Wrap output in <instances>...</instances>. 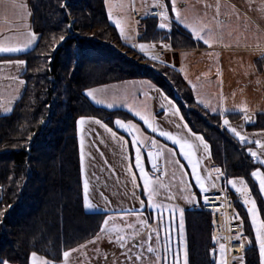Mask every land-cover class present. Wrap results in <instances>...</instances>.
<instances>
[{
	"label": "trees",
	"instance_id": "obj_1",
	"mask_svg": "<svg viewBox=\"0 0 264 264\" xmlns=\"http://www.w3.org/2000/svg\"><path fill=\"white\" fill-rule=\"evenodd\" d=\"M30 8L35 45L17 56H0L25 61L23 92L11 112L0 116V260L29 264L35 251L59 261L65 251L98 233L104 214L83 209L76 120L96 117L111 127L115 119L134 120L127 111L97 106L85 95L88 88L128 79H147L176 102L189 128L208 143L212 164L220 167L223 179L244 178L264 220V201L251 176L259 164L248 152L250 145L223 127L222 114L197 103L178 69L139 64L108 44L111 38L121 39L107 0H30ZM142 23L147 41L172 49L196 45L185 31L160 28L156 17ZM123 46L134 52L132 45ZM228 117L236 120L240 114ZM245 129H264V114H256ZM237 209L250 236L247 212ZM183 215L187 264H214L210 213L184 210ZM242 263L260 264L254 243Z\"/></svg>",
	"mask_w": 264,
	"mask_h": 264
},
{
	"label": "crops",
	"instance_id": "obj_2",
	"mask_svg": "<svg viewBox=\"0 0 264 264\" xmlns=\"http://www.w3.org/2000/svg\"><path fill=\"white\" fill-rule=\"evenodd\" d=\"M242 1L248 5V10H213L215 13H212V10H198L188 11L187 14L178 10L183 22L177 20L176 13L171 11L173 18L169 24L170 27L187 32L196 44L194 47L177 49L176 52L177 68L191 87L195 100L209 111L222 114L224 116L222 125L231 135L239 140L229 127L223 124L225 119L229 121L231 127H235L241 135L246 137L242 143L249 144L251 150L257 152L259 158H254L248 149L252 159L260 166L257 169L264 172V164L260 163V160H264V150L255 143L260 141L264 144V129H245V126L253 122L256 114H264V0ZM111 7L107 0L111 21L115 23L119 20L115 18L118 13ZM148 8L133 11L141 13ZM131 11L129 10L128 16L125 17L130 31L124 32L123 40L128 43L133 42L129 44L133 47L135 45L138 53L146 56L155 55L157 52L155 44L146 41L135 44V41L131 39L135 35V23L129 16ZM219 11L222 15L220 13L215 19L213 15L218 14ZM192 28L200 32L202 30L204 33L201 34L205 39H209V43L206 44L203 39H198ZM119 31L121 32L120 28ZM30 32H33L30 0H0V43H4L5 46L23 45ZM119 36L121 37L120 34ZM35 43L36 41L20 52H0V56L23 54L33 48ZM140 44L147 47L141 51ZM17 61L23 60L15 57L0 60V116L11 112L25 86V83H20L24 81L22 73L25 63L17 64ZM89 89L98 90L95 93L96 100L86 94ZM87 90L85 95L93 104L107 109L127 111L147 135L150 146L146 150L143 145L137 147L140 149V155H143L141 164L143 168L145 167L148 171L153 161H157V158L162 156L161 161L159 160L162 163V158L165 156L174 167L175 176L183 175V179L188 178L190 193L186 197L191 196V199L186 201L185 205L188 208L184 210H189L198 201L200 194L206 191H202L197 184L191 165L181 153L179 145L160 135V131H165L191 138L188 131L190 128L184 118L181 119L182 115L176 102L151 81L143 78L122 80ZM109 104L112 107H109ZM6 108L11 110L5 111ZM241 109H246V113ZM136 111L148 116L158 130L153 132L141 117L135 114ZM231 113H239L240 117L236 120L231 119L228 117ZM245 115L250 119L245 120ZM84 117L87 119L83 126L78 124L81 117L76 120L83 209L88 213L104 214L101 228L104 227L105 220L112 218L108 228L115 227L119 231L102 232L100 228L92 239L67 250L70 252L68 264H160L157 235L150 230V227L156 210L163 211L164 202L162 199H156L155 195L151 201L149 200L148 192L144 188L143 176L140 169L136 167L137 148H133L129 135L115 125L111 127L96 117ZM96 120L101 123H95ZM102 125H107L111 132ZM184 125L187 127H183ZM191 132L195 133L192 130ZM113 133L116 134L115 137ZM82 138L83 161L81 159ZM152 140L156 141L155 146ZM158 151L161 155L156 156ZM150 152L153 153L152 157H149ZM196 158L199 159L197 170L204 178L207 191L223 189L222 175L212 171L210 147L209 153H205L203 146L199 145L196 149ZM253 179L261 190L259 181L255 177ZM85 180L88 182L89 201L94 205L92 208L85 206ZM261 192L264 198V190ZM242 208L245 209L244 206ZM141 220L146 223H141ZM118 236L123 237V247L117 239ZM246 237L249 245L251 243L256 245L259 262L264 264V257L260 255L255 234L251 232V235ZM221 244L225 245L224 240ZM149 247H152L154 251L149 252L147 250ZM218 252L222 254L227 264L225 249L222 253L219 248ZM217 255L218 253L216 258ZM63 260L62 255V258L54 261L53 264H63Z\"/></svg>",
	"mask_w": 264,
	"mask_h": 264
},
{
	"label": "rangeland",
	"instance_id": "obj_3",
	"mask_svg": "<svg viewBox=\"0 0 264 264\" xmlns=\"http://www.w3.org/2000/svg\"><path fill=\"white\" fill-rule=\"evenodd\" d=\"M248 1L250 2L251 0H248ZM161 2H163L167 8V13L169 17L168 22L170 23L173 18V15L171 14V11H172L171 0H161ZM109 3L113 7L111 8L113 10H116V12L118 13L115 16V18L122 21L121 26H123V30L126 33L130 31V27L127 25L125 21V17L128 16L129 10H132L129 16L131 18V21L135 23V30H134L135 37L133 36L134 39L131 37L129 38L134 40L135 44L137 42L142 43L143 41H146L150 44H155L157 46L156 51L157 52L163 51L164 56L159 57L156 55L157 52L156 53L154 52L155 55L151 54L150 56H146L142 53V55L145 57L140 58L139 54L141 53H138L135 47L133 46L132 47L134 48V52L128 51L123 46V43L129 44L130 42L128 43L126 42V40H123L121 32L119 31V28L116 25L115 26L118 30V34L121 35V37L119 36L121 41H118L115 38H111L108 41V44L111 47H113L119 53L123 54L125 57L129 58L131 61L137 62L142 65H148L152 67V66H155L154 62H156V63L168 64L178 69L177 68L178 58H177V53H176L177 49L169 48L166 44L162 42L160 43V42H154V41L152 42L147 41L146 39L147 34L144 30V24L142 22L135 21L133 17V14L137 12L133 10H144L147 7L152 8L154 7L153 5L157 3V0H109ZM175 3H176V9L180 10L181 13H186V14L188 11L194 12L198 10H212V13H215L213 12V10H248V5H246L242 0H175ZM178 4L179 5L181 4V7H179ZM156 8L160 9L159 7H156ZM220 13L222 15V12L219 11L218 14H214L213 17L216 19L217 15H220ZM158 21L161 22L160 20ZM172 27L173 26L167 28V30H170ZM201 33H204V32L201 31L200 34ZM98 41L103 42L101 38H99ZM131 43L133 44V42ZM153 56H155L156 59L154 60L151 59V57ZM112 83H115V82H112ZM99 86L100 85L94 86L91 88H96ZM106 90L107 89H105V91ZM116 120L117 119H115L113 122L114 125L118 127L119 129L125 131L129 135L133 143L134 133H130L129 131H126L124 128L119 127V125L115 123ZM126 121H129L135 124L140 129V135L145 140L144 143H140V144L133 143V148L136 149L137 147H141L143 145V148L146 150L148 146H150V143L147 142V139H148L147 135L144 133L143 130H141V128L139 127L138 124L135 123V121H133L132 119L126 120ZM149 150H150V147H149ZM161 157L162 156L158 157L157 159L161 161ZM140 160L142 164L143 162L142 154L140 155ZM161 164H162V167H161ZM173 168L174 167L172 166L171 162H169L168 158L165 156L162 158V163L160 162V169H161L160 175L153 174L150 168H148V171H147L146 168L144 167L145 172L147 173L149 178L152 180V186L156 189V194H155L156 199L158 198L162 199V201L164 202L163 211L156 210L153 216V222L150 227V230L154 231V233H156L157 235V248L159 249V257H160L159 263L160 264H184V259H185L184 253L186 250V232H185V224H184V215H183V230L181 231V228H180V220H181L180 210L183 209V214H184V209L188 208L186 207L185 203L187 200H190V199H185V197L187 194L190 193V184L188 182V178L185 177V179H183V175L182 177L181 175L179 177H177V175L175 176ZM239 178H242V177H229L225 179L223 181V189L231 191V192H235V193H240L236 191V188H233L232 185L228 183L229 180L239 179ZM245 184L247 186L246 181H245ZM239 187H241V185L238 183L237 188ZM247 189H248V186H247ZM259 191L261 194V198L264 201L263 194L260 189ZM243 197L245 199L244 195ZM247 198L249 200H254L249 193V189L247 193ZM243 205L247 212L250 231L253 234H255V227L253 226L252 216L249 212V208L252 205L250 203L246 204L245 202ZM256 209H257L258 219L262 220L257 204H256ZM221 242H223V239L219 240V244H221ZM219 248L220 247H217V250H216V253H218L217 258H216V253L213 257V255L211 256L209 252L210 260L214 264H220L221 259H223L222 254L218 252ZM215 259L216 261H214ZM238 262L239 264H243L241 258L238 259Z\"/></svg>",
	"mask_w": 264,
	"mask_h": 264
},
{
	"label": "snow or ice",
	"instance_id": "obj_4",
	"mask_svg": "<svg viewBox=\"0 0 264 264\" xmlns=\"http://www.w3.org/2000/svg\"><path fill=\"white\" fill-rule=\"evenodd\" d=\"M171 4H172V11L176 13V19L180 20L181 22H183L182 17L180 12L176 9V3L175 0H171ZM154 7H159L161 9V11L159 12V18H160V23H159V27L164 29V28H169L170 24H169V17H168V13H167V8L165 6V4L163 2H161V0H157V3L153 5ZM116 26L118 28H120L121 30V35L123 37L124 35V30L121 27V21L120 20H116L115 21ZM187 26V25H186ZM193 33L197 36L198 39H203L204 42L206 44L209 43V39H205L203 35L200 34L199 31H197L196 28H192ZM202 31V30H201ZM37 40V36L34 32H30L28 33V39L27 41L20 46H5L4 43H0V52H20L23 51L25 48L29 47L31 44H33L35 41ZM65 40L64 36L60 37V41L63 42ZM58 46V45H57ZM135 47V45H134ZM147 46L144 44H140L139 48L141 51H143ZM167 47V46H166ZM153 59H156L155 56L152 57ZM17 64H24L25 61H17ZM21 84L25 83L24 81H20ZM98 90H94V89H89L87 90L86 94L91 97L93 100H96V95L95 93ZM100 102V101H97ZM109 107H112L111 104L108 105ZM11 109L6 108L5 111H10ZM178 111V110H177ZM213 111H216V109H213ZM241 111H244L246 113V109H241ZM137 116H140L141 119L144 121L145 124L148 125L149 128L152 129L153 132L157 131V127H155L153 125V123L149 120L148 116L142 115L140 111H136L135 113ZM245 120H249L250 117L245 115ZM85 117H81L78 121V124H80L81 126H83L86 122ZM181 119H183V117H181ZM95 123L100 124L101 122L99 120H96ZM115 123L117 125H119V127L124 128L126 131H129L130 133H134L133 134V143H144L145 140L144 138L140 135V129L133 123L128 122L125 123L119 119H117L115 121ZM223 124L225 126L229 127V130L236 135L239 140L241 142H244L246 140V137L241 135V133L239 131H237V129L235 127H231L230 123L227 119H225L223 121ZM107 131L111 132V129L108 128L107 125H102ZM179 127V126H178ZM183 127H187V125H184ZM189 133L191 134V138H187V137H182L180 135H173L171 132H165V131H160V135L161 136H165L167 137L169 140H172L174 144L179 145L180 147V151L183 154V156L187 159L189 165H191L192 168V174L195 177V180L197 182V184L199 185L200 189L202 191H207L206 186H205V182H204V178H202V176L199 174L198 172V166H199V159L196 158V149L199 145L203 146V150L205 153H209V145L207 144V142H205L204 137L202 135H198L195 133L191 132V129H188ZM115 133H113V136L115 137ZM194 142H198V143H194ZM255 143L262 149L264 150V144H262L260 141H255ZM152 144L153 146L156 145V141L152 140ZM81 150H82V156L81 159L83 161V138L81 139ZM170 151V150H169ZM249 152L251 153V156L254 158H259L257 152L252 151L251 148H249ZM156 156L161 155V152L158 151L156 154ZM153 153H149V157H152ZM174 163H178L177 161H173ZM261 164H264V160H260ZM155 167V162L154 165ZM136 167H138L140 169L141 174L143 175V179H144V188L145 190L148 192L149 195V200L151 201L152 198L154 197V195L156 194V189L152 186V180L149 178V176L147 175V173L145 172L144 168L141 165V160H140V149L137 148V153H136ZM216 173H219L222 175L221 170L219 168L215 169ZM209 176H211V174H209ZM252 177H255L258 181H259V185L261 190H264V172H261L259 169L253 171L251 173ZM228 183H230L232 185L233 188H236L237 192H240L242 195L245 196V203L246 204H251L252 206L249 208V212L252 216V223L253 226L255 227V239L256 241L259 243V251H260V255L261 257H264V220H260L257 217V209H256V204L254 200H249L247 198V193H248V189L247 186L245 184V181L243 180V178H239V179H233V180H229ZM240 184L241 187L237 188V184ZM214 186V185H213ZM88 182L87 180H85L84 183V202H85V206L88 208H92L94 207V205L89 201L88 198ZM185 199H191V196L185 197ZM205 200H207V197H205ZM143 203V201L141 202ZM156 207H159V205H154ZM0 215H3V213H0ZM180 228L181 231L183 230V209L180 210ZM112 218H109L107 220L104 221V227L101 228L102 232H106V231H119V229H116L115 227H113L112 229L108 228V225L110 223ZM141 223H146V221L141 220ZM129 227H131V225H129ZM97 239H99V237H97ZM117 239L121 242V247L124 246L123 244V237L118 236ZM150 239V237H149ZM214 239H218L217 237H214ZM225 249V245L224 244H220V250L223 253ZM149 252L154 251V249L152 247H149L147 249ZM70 256V252L69 251H65L63 253V264H68V258ZM184 264H187V251L185 250L184 253ZM0 264H9V262L7 260H0ZM30 264H53L52 260H49L47 258H45L44 256H40L38 255L37 252L33 251L30 254ZM220 264H226V261H224L223 259H221Z\"/></svg>",
	"mask_w": 264,
	"mask_h": 264
},
{
	"label": "built area",
	"instance_id": "obj_5",
	"mask_svg": "<svg viewBox=\"0 0 264 264\" xmlns=\"http://www.w3.org/2000/svg\"><path fill=\"white\" fill-rule=\"evenodd\" d=\"M159 9L156 7L149 8L144 12H136L133 14L134 20L143 22L145 18H159ZM159 57L164 56L163 51L156 54ZM150 165L153 174L160 175V162L155 160ZM207 197V200H205ZM245 199L242 194L232 193L230 191L219 189L215 191L202 192L198 201L191 206L192 211H206L210 213V229L209 235L212 246L209 249L210 255L214 257L219 240L225 242V258L227 264H239L238 259L243 258L245 250L249 247L245 246L244 239H247L244 232V223L238 212V207H243ZM217 237L218 239H214ZM212 257V258H213Z\"/></svg>",
	"mask_w": 264,
	"mask_h": 264
},
{
	"label": "water",
	"instance_id": "obj_6",
	"mask_svg": "<svg viewBox=\"0 0 264 264\" xmlns=\"http://www.w3.org/2000/svg\"><path fill=\"white\" fill-rule=\"evenodd\" d=\"M216 168H219V169H220V167H217V166H215L214 164H212V171H213V172H215V169H216ZM220 170H221V169H220ZM244 244H245V246L248 245V242H247L246 239H244Z\"/></svg>",
	"mask_w": 264,
	"mask_h": 264
}]
</instances>
